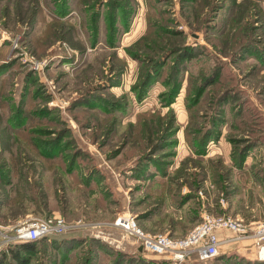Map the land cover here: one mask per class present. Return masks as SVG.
I'll list each match as a JSON object with an SVG mask.
<instances>
[{
  "label": "rangeland",
  "instance_id": "374dc122",
  "mask_svg": "<svg viewBox=\"0 0 264 264\" xmlns=\"http://www.w3.org/2000/svg\"><path fill=\"white\" fill-rule=\"evenodd\" d=\"M205 212L264 219V0H0V222L108 225L28 264H166L116 217L182 237ZM256 253L246 238L186 264Z\"/></svg>",
  "mask_w": 264,
  "mask_h": 264
},
{
  "label": "built area",
  "instance_id": "2783aa9c",
  "mask_svg": "<svg viewBox=\"0 0 264 264\" xmlns=\"http://www.w3.org/2000/svg\"><path fill=\"white\" fill-rule=\"evenodd\" d=\"M106 226L81 220L71 223L62 215L28 218L16 225L0 224V253L8 251L13 244L51 239L82 230L103 237ZM111 227L134 238L145 253L163 257L166 264H186L193 259L205 262L217 257L222 245L246 238L254 242L256 256L264 259V219L249 229L239 218L205 212L200 222L182 237L145 231L131 214L118 215Z\"/></svg>",
  "mask_w": 264,
  "mask_h": 264
},
{
  "label": "trees",
  "instance_id": "16d2710c",
  "mask_svg": "<svg viewBox=\"0 0 264 264\" xmlns=\"http://www.w3.org/2000/svg\"><path fill=\"white\" fill-rule=\"evenodd\" d=\"M175 46H172V49H168V47L163 48V52L164 54H169V53H173L175 52L176 48H174ZM154 60V59H153ZM149 59V62L151 61V63H153V65H151V67H158L161 66V68L164 66V61H166L164 59L161 60V58H156L154 61ZM216 72L211 75L210 78H213V76H215ZM150 75L148 76L147 80H149ZM210 78L208 79V81H210ZM210 83V82H208ZM40 241H48V242H52V244L55 243V240H50L48 238H44L41 240H34V241H27V242H23V243H18V244H13L10 246V249L8 252H2L0 253V264H7L6 262L10 260V263L13 264H28V262L33 258V256L36 254V247L38 246ZM75 241L78 244V242L80 243V241L78 240H72ZM83 241V240H82ZM95 241V240H92ZM94 244V243H93ZM95 247L98 248L99 244H94ZM10 258V259H8ZM92 257H86V260L82 263H88V261H90ZM69 260V259H67ZM131 261V260H130ZM55 264H57V259L55 260ZM71 264H76L75 261H72Z\"/></svg>",
  "mask_w": 264,
  "mask_h": 264
},
{
  "label": "crops",
  "instance_id": "0c3cea01",
  "mask_svg": "<svg viewBox=\"0 0 264 264\" xmlns=\"http://www.w3.org/2000/svg\"><path fill=\"white\" fill-rule=\"evenodd\" d=\"M190 221V220H189ZM0 224H3V225H5V226H9L10 224H5V223H2V222H0ZM77 235H78V232H72V233H68V234H66V235H61L62 237L64 236V238H71L70 240H73L74 239V237H77ZM183 235H185V234H182V235H179V236H183ZM61 236H57V237H61ZM54 238H56V237H54ZM73 238V239H72ZM51 240V239H50ZM70 243H71V247H70V251L72 252H74L76 249H77V247H79V246H82V244H83V241H80V243L78 242V244H75L74 242L75 241H69ZM71 255V253L69 254V256ZM99 256V255H98ZM105 257V256H104ZM104 257H102V255L100 256V257H97V256H95L94 257V264H99V262H101L102 260H103V258ZM137 257V256H136ZM135 256L131 259V262L133 261V262H135V263H137V264H140V263H138L137 261H135V259L134 258H136ZM70 261H75L76 263L77 262H79L77 259H79L78 258V256L77 255H71L70 256V258L69 257H67ZM142 259L143 260H146L144 257H142ZM148 261V260H147ZM149 262V261H148ZM163 262H165L164 261V259H163Z\"/></svg>",
  "mask_w": 264,
  "mask_h": 264
}]
</instances>
